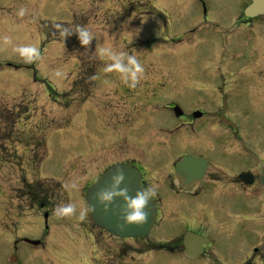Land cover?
<instances>
[{"label": "rangeland", "instance_id": "1", "mask_svg": "<svg viewBox=\"0 0 264 264\" xmlns=\"http://www.w3.org/2000/svg\"><path fill=\"white\" fill-rule=\"evenodd\" d=\"M180 1L186 0H169V6L164 5L166 0H0V154L5 155V147L8 152L16 149V156L11 161L13 167L7 166L5 169L0 164V264H102L103 260L97 258L95 234L88 226V210L80 196L82 175L87 176L94 170V176L113 162L119 164L129 159L142 161L144 148L150 155L168 161H176L188 153L203 155L198 153L201 152L198 149L203 147L201 144L207 143L205 139L216 136L206 126L180 124L172 112L164 109L159 116L151 114L150 120L159 122V126L150 124L144 128L137 119H143L140 112L146 106L157 109L159 105L163 108L172 103L185 116H189L200 104L215 103L218 94L209 93L208 82L216 80L217 86H221V79L227 82L230 78L224 74L221 64V58L229 56L225 49L230 48L222 40L223 36L232 19L250 0H244V3L239 0H214L212 7L207 6L209 19L223 11L225 5L230 7V13L216 20V24L208 23L209 26L198 29L197 33L190 35L191 39L179 36L186 35L183 31L192 27L189 20L181 15L183 12L175 9V6L185 4ZM193 3L196 5L192 6V12L196 15L194 18H199L201 22L200 3L198 0ZM21 7L27 9L22 17L17 14ZM63 24L73 31L77 26H84L94 34L95 38L89 44L92 54L84 53L86 46L73 50L77 53L81 51L85 60H81L80 56L66 57V41L60 39L59 34ZM218 32L219 35L209 41L208 34ZM5 36L9 38L8 43L3 39ZM22 44L36 45L40 49V58L27 62L13 52L14 46ZM105 47L137 56L144 71L136 84L141 79L156 77L161 80V85L154 93L140 86L135 91L140 102L134 100L131 103L132 98L122 97L123 86L131 87L122 81L119 73L104 70L111 63L101 53ZM245 56L246 53L241 51V58ZM89 58L93 60L87 62ZM84 63L86 71L81 77L94 80L90 86L91 93L86 96L85 92L80 94L73 83ZM57 71L60 75H56ZM177 78L183 80L180 82L182 88L183 84L191 81H201L203 84L196 89L174 94L163 90L174 89L172 80ZM53 91L58 94L55 101L54 95L52 99L48 96ZM255 95L259 98L264 96L261 93ZM248 96L235 95L230 109L241 115L243 121L238 123L240 132L241 126L246 130L256 126V139H263L264 101L256 97L251 98L250 102ZM212 109L207 107L205 110ZM6 121L17 122V127H2V123L7 124ZM116 122L123 127L120 128ZM158 128L163 129V134L157 133ZM170 129L177 131L166 133ZM6 135L11 136L12 143L14 140L17 143H8L9 137L3 139ZM147 136H153L148 144ZM42 155L43 160L39 158ZM26 160L29 163L37 160L39 165H34L30 171L31 166L26 165ZM93 161L97 162L95 168ZM168 172L163 174L167 175ZM46 179L54 187L55 199L52 208L54 218L47 222L48 230L43 227L42 220H22L13 224L14 221L6 216L4 209L2 215L3 199L12 206L18 204L16 191L23 180ZM168 187L177 193L174 183ZM66 191L70 192V196L65 195ZM231 191L232 188L229 193L236 195ZM3 193L6 194L4 198ZM243 201L249 205L248 216L253 218L254 199ZM67 202L76 205V213L66 217L55 215V207ZM229 202L232 203L228 208L219 209L217 220L225 224L244 222L247 215L240 207L242 202L236 197L229 199ZM82 210L85 215L80 219ZM204 220L206 224L201 226L200 231L214 240L216 237L212 234L219 228L216 224L210 225L207 217ZM168 235L174 236V231L154 229L146 240L120 242L116 247L125 251L127 245H132L133 251H140L148 243L170 244V241H162ZM161 238V241H157ZM22 239L43 242L41 246L33 247L23 243ZM16 240L19 241L17 249ZM102 248L108 252L109 245L105 244ZM11 257L16 261L10 262ZM147 260V264H193L156 250L149 251ZM106 264L121 263L113 255ZM132 264L139 263L132 260Z\"/></svg>", "mask_w": 264, "mask_h": 264}, {"label": "flooded vegetation", "instance_id": "2", "mask_svg": "<svg viewBox=\"0 0 264 264\" xmlns=\"http://www.w3.org/2000/svg\"><path fill=\"white\" fill-rule=\"evenodd\" d=\"M193 1H180L185 4L182 5V3V6H175V9L182 11L183 13L181 15L184 16L185 20H189L190 25H192L191 28L183 31L186 35H179L180 37H190L192 33H197L198 29L200 30L204 26H209L208 23L216 24V20L230 13V7L225 5L226 7L223 11H219L216 16L209 19L207 6L212 7L214 0H208V2L206 0H198L203 18L200 22L199 18H194L196 15L192 12V6L195 5ZM239 1L240 3H244V0ZM167 4L168 6L170 5L169 0H166L164 3V5ZM246 6L242 7L239 15H236L232 19L231 25L228 27L222 39L230 46L229 49H225L226 53H229V56L224 55L221 58L224 74L230 76V78L227 82L221 79V86H217L216 80L208 82L207 89L209 93H217L218 99L213 104L204 102L189 116L183 114L178 118V121L181 122L180 124L188 123L191 127L195 125L206 126L211 132L216 134L214 137L205 139L207 143L201 144L203 139L200 141L203 147L198 149L201 151L198 153H202L203 155L195 154V152L188 153L183 154L176 161H168L160 156L150 155V152L144 148L142 161L129 159L119 162L121 164L135 166L140 170L142 186H153L157 189L156 195L152 199L157 212L153 228L174 231V236L168 235L166 240L164 238L163 240L162 238L157 240L172 241L173 243L164 245L162 243L157 244L154 241L153 243L156 244L148 243L147 247L140 251L135 249L133 251L132 245H127L126 247L128 248L125 251H120L117 250V243L146 240L150 237V234L145 239H119L102 229L94 226L91 227L90 225V228L95 234L96 245H98L97 258L103 260L102 264H106L107 259L113 255L120 260L121 264H132V260L139 264H147V254L151 250L168 252L172 257L177 256L180 259L193 262V264H264V138L256 139V131H254L256 130V126L253 128L250 127V130H246L241 126L240 132L238 123L243 121L241 115L230 109L232 102L235 100V95L238 97L244 94L249 95L250 102H252L251 98L256 97L260 101H264V96L259 98L255 95V93L264 94L262 93L264 92V13L247 16L245 12ZM218 35L219 32L208 34L209 41H212ZM76 42H78V39L76 40V35L73 34L71 44L75 45ZM241 51L246 53L244 58H241ZM154 78L149 80L146 78L141 79L136 84V87L128 88L123 86V95L121 96L132 98L131 103L135 99L139 101L135 91L140 86L154 93L161 85V80ZM194 80H197V78ZM181 81L183 80L180 78L172 80L174 89L164 88L163 90L174 94L177 91L187 92L188 90L196 89L197 86H202L203 84L201 81H191L189 84H183L184 87L182 88ZM256 89L261 92L256 91ZM114 93L116 95L119 94L116 89H114ZM161 106L159 105L158 109ZM174 106V104L170 103L165 105L162 110L172 112ZM207 107L213 109L211 111L205 110ZM197 111L200 112V117L194 119L193 113ZM140 113L143 119L141 120L139 117L137 122L141 123L144 128L149 127L150 124L159 126V122L150 120V112L147 106ZM217 129H226L227 131L219 132ZM152 139V136H147L146 144ZM11 141V139L8 141L11 145L17 143L16 141L13 143ZM15 150V148H12L8 152L5 147V155L0 154V164L3 165V168L6 169L7 166L13 167L11 161L12 157L16 156ZM6 156L11 158L6 159ZM185 156H192L199 160L202 159L206 163L202 178L197 184H192L189 190L181 188V181L176 177L175 173L176 164ZM93 163L95 168L97 162L93 161ZM114 164L117 163L113 162L109 164L94 176H92L94 170L87 176L83 174L82 177L84 179L81 185L82 193H85L87 187L96 181L109 166ZM26 165H30V171H32L34 165L36 166V162L33 163L31 160L29 163L26 160ZM166 171L170 172L164 175L163 173ZM241 175H244L242 179L240 178ZM244 178L250 180L252 184L245 185ZM172 183L176 186L177 193H174L168 187ZM231 188V193H236V195L229 193V189ZM53 189L54 187L47 179L42 181L23 180L17 188L18 191H16L15 200L18 204L12 206L11 203L3 199L4 205L2 203L1 207L2 215L4 209L6 216L14 221L12 222L13 224L16 221L22 222V220H42L43 227L47 230L46 222L54 218L52 217V208L55 201ZM1 191H3L2 188ZM5 196L6 194L3 193V198ZM232 197H236L242 202L240 207L247 217H244V222L238 224H225L218 221L217 216L219 209H226L232 203L229 202V199L232 200ZM245 199H254L253 218L248 216L250 214V208L247 202L243 201ZM204 217L209 219L208 223L210 225L216 224L217 228H219V230H216L212 234L216 237L214 240H211L207 234L200 231L201 226L206 224ZM187 232H192L208 239L207 245L201 250L192 251L191 258L185 256V249L183 248L182 242ZM21 241L24 243V239ZM18 242L17 240L15 241L16 249ZM105 244L109 245L108 252L102 248ZM162 245L164 247H161Z\"/></svg>", "mask_w": 264, "mask_h": 264}, {"label": "clouds", "instance_id": "3", "mask_svg": "<svg viewBox=\"0 0 264 264\" xmlns=\"http://www.w3.org/2000/svg\"><path fill=\"white\" fill-rule=\"evenodd\" d=\"M27 9L21 7L18 11L19 16H24ZM57 27H61L57 25ZM75 34L82 46L89 45L95 38L94 34L84 26H77L74 32L69 31L68 28H63L60 35L65 39ZM5 43L9 42V38L5 36ZM13 52L17 53L27 62H32L40 58V49L33 44H22L13 47ZM101 53L105 55L111 63H108L105 67L106 72H117L120 74L121 79L124 83L128 84L129 87H134L139 81L140 75L144 71V67L136 55L119 52L113 50L110 47L101 49ZM56 75H60L57 71ZM125 179L124 172L117 170L110 178L109 184L101 188L96 193V201L104 207L105 210L112 205L117 199H121L122 203V219L124 225L128 224H142L148 218L147 206L149 202L155 197V187H144L138 189L134 195H130L126 187H121ZM75 188V185H71ZM94 210V209H93ZM55 215L58 217H66L76 213V205L72 202L61 203L54 209ZM85 211L80 212V219H83Z\"/></svg>", "mask_w": 264, "mask_h": 264}, {"label": "water", "instance_id": "4", "mask_svg": "<svg viewBox=\"0 0 264 264\" xmlns=\"http://www.w3.org/2000/svg\"><path fill=\"white\" fill-rule=\"evenodd\" d=\"M260 2L261 0H252V4L246 10V15L253 16L259 13ZM174 111L177 116L181 115L179 109L175 108ZM194 117H198V115H195ZM197 162L199 164V168H196ZM204 164V161L201 162L199 159L184 157L183 160L176 165V174L179 179L184 182L182 184L183 187L188 188L193 182L199 181L204 169ZM118 169L122 170L125 175V179L121 187H126L130 195H134V193L142 187L140 183L141 174L135 167L129 165H116L109 168L104 175L86 192V202L91 215V220L96 226L119 238H140L142 236H147L156 217L152 201L149 202L146 209L148 212L147 220L142 224L128 225H124L122 219L123 201L121 199L117 198L108 210H105L104 207L96 201L97 191L109 184L111 176ZM203 242L205 243L201 237L188 234L184 239V247L187 251H190L196 244L200 247ZM186 255L190 257V254Z\"/></svg>", "mask_w": 264, "mask_h": 264}]
</instances>
